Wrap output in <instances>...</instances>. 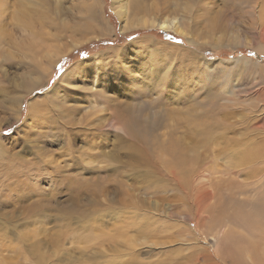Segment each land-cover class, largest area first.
Returning <instances> with one entry per match:
<instances>
[{
	"label": "rangeland",
	"instance_id": "obj_1",
	"mask_svg": "<svg viewBox=\"0 0 264 264\" xmlns=\"http://www.w3.org/2000/svg\"><path fill=\"white\" fill-rule=\"evenodd\" d=\"M84 1L93 3L96 23L87 21L83 35L73 22L49 24L46 40L61 55L38 88L22 87L32 76L23 72L27 40L14 32L23 46L15 52V39L0 46V264H86L70 254L84 247L139 251L123 258L129 264H264V153L237 163L264 139V0H141L132 10L134 19H177L179 31L125 26L114 0L45 3L70 16ZM88 61L97 67L87 71L93 87L85 91L78 80L65 89L61 109L47 106L49 126L28 118L32 102L48 105L44 94ZM169 63L164 87L143 86L142 74V90L133 86L134 70L154 79ZM100 80L113 84L109 91ZM202 92L207 106L195 105L197 118L166 125L165 107L177 96L182 102L171 108L189 107ZM14 97L22 98L18 120L7 101ZM22 190L18 202L11 193Z\"/></svg>",
	"mask_w": 264,
	"mask_h": 264
},
{
	"label": "bare ground",
	"instance_id": "obj_2",
	"mask_svg": "<svg viewBox=\"0 0 264 264\" xmlns=\"http://www.w3.org/2000/svg\"><path fill=\"white\" fill-rule=\"evenodd\" d=\"M47 1L48 0H0V46L6 41L10 42L11 39H15V42H11V43L8 42V43L12 44V48L15 50V52H17L18 49L20 48L19 45H21L22 42L19 40L18 37H15L14 32L19 33L22 40L25 38L27 41H26V43H24L25 47H22L23 45H21V47H22L21 48V54L23 53L22 55L25 56V58L28 60L25 61V63H24V66L26 65L27 69L23 72L31 73L32 76H36L37 79L39 80V83L33 84V83H35L34 82L35 79L32 78V76H30L28 78L29 81L25 80L22 83V87H24L25 90H33V89L38 88L36 86L40 85V81L43 80V78L46 77L47 74H50V71L47 70L46 65H50L48 68H51L53 66L52 63L55 62V60L57 61L61 55V54L60 55L57 54V53H59V49L56 46L48 44V42L46 40L48 37V32H51V29L49 28V24H53L55 19H63V20L68 21V22H73L74 23L73 28H75L74 31L75 32L77 31L80 33V35H83V34H85V32L87 34L89 33L86 30L83 31V28L87 27V23H86L87 21H88V23L90 22V24L96 23V19H95L96 16H95V12H94L95 9L93 7L94 6L93 3H90L88 1H84L81 4L76 5L75 7L74 6L71 7L69 11L73 14L70 13V16L69 15L67 16V15L63 14L61 9H59L58 7L56 9H53V10L51 8H49L47 6V4L45 3ZM139 1L141 2V0H114L115 8L117 9V15L126 24L125 26L140 27V28H159L160 30H163V31H167V30L179 31V29L181 28L180 27L181 24L177 19H173L172 17H171L172 19H170V17H169V19L165 18L162 20L155 19V18H153V19L152 18H146V17H140L139 19H134L135 14H132V10L136 9L135 6L140 3ZM75 8L78 9L77 15L74 12L75 10L72 12V10ZM136 15H140V13H138ZM88 28H90L89 25H88ZM10 29H11V31H10ZM126 31H127V29H126ZM85 36L87 37V35H85ZM85 36H76V39L83 41L86 39ZM45 53H47V62L46 63L43 61L45 57L42 56ZM119 53L121 55H123L125 53V50L122 49L119 51ZM21 54H17L18 58H19V56H22ZM9 55H11V54L9 53ZM52 55H55V56L50 57ZM54 58H56V59L54 60ZM95 58L96 59H94V61H97L98 63H104V60H102L100 56H97ZM90 61L84 62L80 65L78 64V65L74 66L72 69H70L69 71H67L66 73H64V75L59 80L60 82L58 83V85L55 88H53L51 91L46 92L44 94L45 95L44 97H46V101L48 99V101H47L48 105H47V103L44 105L40 102H35V101L32 102V104H30V107H29L30 113H29L28 118L31 120H35V122H37L38 125L48 124V126H49L50 120L45 117V112L48 109L47 106L50 105L54 109H61V107H62L61 105L66 101L67 91L70 92L69 89L75 88L76 86H78L79 85V84L77 85L78 80L81 81L82 89L85 91L88 90L87 87L89 85L93 87L94 83H95V78H93L92 83L91 82L88 83L89 78L87 75V71L89 68L94 69L97 67H95V66L92 67V63ZM110 61H109V64H112V61L111 62ZM170 66H171V63H169L167 65V70L170 69L169 68ZM207 66H208V64H207ZM163 71H162V73H163ZM129 72H131V71H129ZM134 72H135V74L131 73L130 78H131V81L133 82L134 87H137L136 84L139 85L140 89L137 87L138 90H142L140 84H142L143 86H147V87H149V84H151L152 88L156 91L159 88L164 87V84H163L164 76H162L163 77V79H162L161 77L155 75L156 77L154 79H152L151 76L145 72L144 68H140V67H139V70H134ZM140 74H142V76H144V77L146 75V78L144 79V81H141L142 83L139 84V82H137L136 76H140ZM175 78H176V81L179 80V77L177 76V74H176ZM114 81L118 82L116 79ZM177 82H179V81H177ZM208 82L211 83L214 81H212V79L210 78V80ZM223 82H225V81H223ZM219 83H220V81H219ZM227 83H225V85ZM100 84H101V86L103 85V87H101L102 89L105 88L106 86H108L106 91H109L108 88L109 87L111 88V86L113 85V84L111 85V83L104 82V80L101 81ZM175 85L173 87H176ZM17 86H19V85H17ZM127 87L131 88L130 86H127ZM122 88H125V87H122ZM203 88H205V86ZM213 88H214V86H213ZM229 88H227V85H226V89H229ZM65 89H68V90L66 91ZM117 89H118V92H123L121 89H119V88H117ZM226 89H224V90H226ZM91 90L94 91V89H91ZM1 92H3V88L0 87V93ZM110 92L112 93V92H116V91L110 90ZM161 92H162V90H160V93ZM14 93L18 94V91L16 90V92H14ZM211 93H212L211 88H208L207 97L209 96V99L212 101L213 96L215 97V93H214V95ZM229 93L232 95L231 91H229ZM129 96L130 95H128L126 93H122L123 99H127ZM156 96H159V94L158 95L156 94ZM166 97L169 98V96H166ZM166 97L163 98V100H165ZM177 97L175 98V100L173 102L169 99L172 103H170L167 107H165L166 111H164V113H165L164 116H166V125H168V127L177 124V121L181 116H183L185 118H194V117L197 118L199 111H197L198 109L196 108L195 105L207 106V104H205V102H204L206 97H204V94L202 92V95H196L194 98H192L190 100L191 101L190 103L187 102L188 104H191V106L185 107L184 106L185 103H184L181 105V107H178L179 109L175 110V108H171L172 104L175 105L176 103H178L180 101L182 102L181 99H183L182 97H178V98ZM4 98H7V97H4ZM158 98L159 97H157V99L152 98L150 101L151 102L150 104L157 103L159 101ZM7 101H11L9 104L11 106V111L14 113L13 115H15V119L18 120L19 115H20V110L19 109L15 110V108H17L18 103L20 104L22 102V98L19 99V97H14V99H11V100L8 99ZM5 103H6V101H5ZM188 104H186V105H188ZM145 105H147V104H145ZM122 110H124V109H122ZM35 111H37V112H35ZM153 111H157V109L153 110ZM127 113H129V112H127ZM160 114L161 113L159 111L152 114L156 121H154L152 119H148L149 123L156 124L158 122V117ZM39 117H42V118H39ZM153 117H151V118H153ZM146 118H148V117H146ZM127 125L130 126L131 123L127 122ZM132 125H134V124H132ZM43 128H44V126H43ZM171 129H173V128H171ZM133 131H136V129ZM42 133L44 134L47 132H42ZM262 140L263 141H259L258 143H256L257 140H255V142H252V143H256V144H254L255 146L253 148L251 147V148L245 150L247 152L246 153L247 155L243 156V157L241 155L239 162H237L240 167H246L247 164L251 163L250 161L257 159L258 157L261 156L262 153H264V139H262ZM234 142L237 144V141H234ZM231 145H234V144L231 143ZM263 167H264V165H263ZM21 182H23V181H21ZM261 182H263V184H264V178L262 179ZM21 184H23V183H21ZM21 184H19V185L21 186ZM255 184H257V182ZM19 185H17V188ZM18 189L20 190V188H18ZM26 193L27 192L22 190L19 193H16V191H14V193H11V194L16 195V196L19 195L17 197V200H18V202H20V201L22 202V200L26 197ZM7 200H8V198H7ZM7 203H8V201H7ZM9 203H11V202H9ZM93 225L96 227L95 223H93ZM93 225H90V227L88 226V228L90 230H92V229L94 230ZM81 226H82V224H81ZM84 230H85V228H84ZM76 250H81V251L77 252V253H70V254H76L75 257L78 259H82V260L85 259V261H83V262L86 264L90 263L89 259L91 258V256H101L102 258H105L106 259L105 264H129V263H126L123 260V258L126 259L125 257H129L128 259H131V257H133L135 259V257L137 258L136 254L138 255V252H139L136 250H132L129 252H123V251L121 252V251H118L115 249L111 250V251L101 249L100 252H92L91 251L92 249L85 248V247L84 248H77ZM70 256H72V255H70ZM73 258H74V256H73ZM72 262H73V260H72ZM78 262H80V260H78ZM129 262H130V260H129ZM134 262H135V264H141V262L138 260H136ZM74 263H75V261H74Z\"/></svg>",
	"mask_w": 264,
	"mask_h": 264
},
{
	"label": "snow or ice",
	"instance_id": "obj_3",
	"mask_svg": "<svg viewBox=\"0 0 264 264\" xmlns=\"http://www.w3.org/2000/svg\"><path fill=\"white\" fill-rule=\"evenodd\" d=\"M167 71V69L164 70V72L161 74V77L164 75V73Z\"/></svg>",
	"mask_w": 264,
	"mask_h": 264
}]
</instances>
